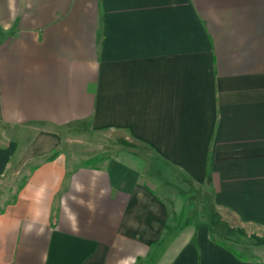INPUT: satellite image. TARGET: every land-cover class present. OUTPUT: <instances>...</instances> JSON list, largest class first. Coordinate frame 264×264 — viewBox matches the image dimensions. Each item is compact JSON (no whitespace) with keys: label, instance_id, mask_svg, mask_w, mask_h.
<instances>
[{"label":"crops","instance_id":"1","mask_svg":"<svg viewBox=\"0 0 264 264\" xmlns=\"http://www.w3.org/2000/svg\"><path fill=\"white\" fill-rule=\"evenodd\" d=\"M74 140L116 153L74 163ZM10 164L0 264H134L154 243H173L159 264H264V236L240 251L179 224L180 176L264 232V0H0Z\"/></svg>","mask_w":264,"mask_h":264},{"label":"rangeland","instance_id":"2","mask_svg":"<svg viewBox=\"0 0 264 264\" xmlns=\"http://www.w3.org/2000/svg\"><path fill=\"white\" fill-rule=\"evenodd\" d=\"M67 140V139H66ZM66 152V155L74 163L76 162H85V160H90L92 162H100L103 159H106L116 153V148L110 144L102 143L99 144L93 141L87 140H74L68 141L64 144L63 148ZM76 161V162H75ZM15 164L9 165V170L5 178L0 179V197H2L3 191L8 192V201H14L17 192L21 189V186L25 183V175L20 178L16 177L14 173ZM26 169H30L29 167ZM26 171V170H25ZM11 175V176H10ZM9 176V177H8ZM7 177V179H6ZM3 186V187H2ZM2 187V188H1ZM2 192V193H1ZM179 224L184 218H194L199 222H211L213 229L220 239L224 242H227L234 248L242 251L241 244L238 242H245L244 237L249 236H264L263 231L255 230L250 227H244L238 224L237 222L232 221L230 218H227L223 210L211 209L210 201L208 200L209 196L206 191L197 186L188 184V181L185 179L180 180L179 176ZM193 207V210L191 208ZM215 217V221L213 220ZM181 220V221H180ZM213 221V222H212ZM180 229H185V227ZM189 231L192 230L191 226H188ZM182 233H180L181 235ZM179 235V236H180ZM250 243V242H249ZM164 243H154L151 244L150 248L145 250H139L140 255L146 254V257H138L134 264H159L162 262L158 258L152 257L158 255L161 251H170L172 250L173 243H167L165 248ZM166 249V250H165ZM151 255V256H150ZM166 261V260H165ZM168 261V260H167Z\"/></svg>","mask_w":264,"mask_h":264},{"label":"trees","instance_id":"3","mask_svg":"<svg viewBox=\"0 0 264 264\" xmlns=\"http://www.w3.org/2000/svg\"><path fill=\"white\" fill-rule=\"evenodd\" d=\"M95 162H92L90 160L86 161V164L88 165H92L94 164ZM218 244L224 248H226L227 250H229L231 253H233L236 257H242V255H240L234 248L230 247V246H226L224 243L222 242H218Z\"/></svg>","mask_w":264,"mask_h":264}]
</instances>
